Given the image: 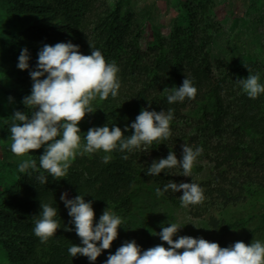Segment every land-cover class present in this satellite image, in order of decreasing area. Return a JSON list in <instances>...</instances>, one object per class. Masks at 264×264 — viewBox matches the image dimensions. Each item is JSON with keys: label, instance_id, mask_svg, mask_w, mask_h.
<instances>
[{"label": "trees", "instance_id": "16d2710c", "mask_svg": "<svg viewBox=\"0 0 264 264\" xmlns=\"http://www.w3.org/2000/svg\"><path fill=\"white\" fill-rule=\"evenodd\" d=\"M4 2L9 18L0 21L5 33L1 40L0 86L15 100L13 108L2 111L0 131L5 137H11L14 111H24L29 117L34 111L24 106L22 99L31 93L29 71L35 68L37 53L44 44L70 41L84 55H90L91 49L99 50L107 62H115L119 68L118 95H109L102 101L97 97L91 102L95 112L87 114L78 125L83 143L89 128L105 124L122 131L129 126L124 135L130 136V125L141 109L173 112L167 140L153 141L147 151L98 150L78 155L62 178L54 179L43 169L29 170L30 175L18 171L25 159L36 160L39 168L43 147L3 161L14 175L8 185H3L0 177V239L7 253L5 264H101L115 250L117 239L95 262L84 256L72 257L68 248L82 245L60 200L62 189H68L71 199L81 195L86 202L91 201L97 222L105 207L120 217L134 214L139 192L151 184L163 190L168 181L176 178L173 168L152 176L147 174L148 167L154 160L166 158L169 151L179 160L182 146L188 142L194 149L202 147L198 158L214 163L217 170L207 185L210 195L230 204L264 191V94L251 99L237 82L247 78L249 69L250 74L258 73L259 82L264 84V64L241 65L230 77L216 70L210 45L214 36L222 32L223 24L216 16L213 0H189L188 24L175 26L167 37L147 48L139 45L143 20L137 14L123 15L122 0ZM23 48L28 49L30 60L29 69L22 71L17 63ZM185 77L197 88L195 98L168 103L169 93L164 88L181 86ZM105 155H111L110 162H103ZM125 155L127 160L122 159ZM41 172L48 177L46 184L37 179ZM164 195L175 205L181 202L171 189ZM41 204L57 208L55 219L60 223V229L46 243H41L33 231ZM190 211L195 217L205 218L212 227L222 225L227 232L241 230L244 243L256 232L264 231V212L255 220L251 217L224 222L213 212L205 214L195 207ZM65 225L72 230L66 231ZM143 235L148 248L157 245L153 232L144 230Z\"/></svg>", "mask_w": 264, "mask_h": 264}, {"label": "clouds", "instance_id": "9594fccd", "mask_svg": "<svg viewBox=\"0 0 264 264\" xmlns=\"http://www.w3.org/2000/svg\"><path fill=\"white\" fill-rule=\"evenodd\" d=\"M91 49V48H90ZM37 62L33 70L29 71L32 81L31 93L23 97L22 104L34 109L31 117L24 111H14L12 114L11 152L16 156H24L33 150L43 147V154L39 156V168L36 160L25 159L19 166L20 173L30 175L31 172L45 170L54 179L65 177L72 162L78 155L95 153L103 150L111 153L133 152L137 149L147 151L153 141L167 140L171 136L170 122L173 120L171 109L159 112L141 109L135 121L131 123V135H124L129 131L126 126L120 127L106 124L101 127H91L82 143L80 122L87 114L94 113L91 102L97 97L105 100L111 95L115 98L121 83L118 77L119 68L115 62H107L99 50H92L90 55L80 52L79 46L69 42H58L55 45L44 44L37 53ZM30 54L23 48L18 56L17 68L29 69ZM247 78L238 79L242 90L251 99L264 94V84L260 83L259 74H250ZM167 102H183L185 98L194 99L197 88L192 81L184 78L181 86L165 87ZM9 96V102L12 101ZM150 106V104H149ZM203 153L202 147L193 149L187 144L182 146V159L178 160L175 153L169 151L166 158L154 160L148 167V175L158 176L165 169L180 167L183 176L190 177L197 158ZM111 155H105L103 162L108 163ZM122 159L127 160L125 155ZM31 170V172H29ZM167 174V173H166ZM42 172L37 176L41 184L47 183ZM171 189L181 192V205H197L203 203L204 190L196 183H176L168 181L163 187L156 188L159 197L163 192ZM62 193L60 200L68 210L74 225L76 235L81 245L73 244L68 248L72 257L84 256L90 262H95L101 253L109 250L118 238V229L123 223L120 216L107 208L103 210L98 222L91 201H85L81 195L73 199ZM42 211L35 219L34 234L41 243H46L60 229V223L55 217L58 209L49 204H41ZM66 231H71L65 225ZM177 223L161 227L156 234L164 243L157 244L147 250H142L135 240L125 241L114 254L107 256L104 264H264V243L259 240L250 244L237 241L228 247H221L216 242L204 238L178 236L180 230ZM177 237L176 239H173Z\"/></svg>", "mask_w": 264, "mask_h": 264}, {"label": "rangeland", "instance_id": "374dc122", "mask_svg": "<svg viewBox=\"0 0 264 264\" xmlns=\"http://www.w3.org/2000/svg\"><path fill=\"white\" fill-rule=\"evenodd\" d=\"M216 4V16L223 24L222 32L216 34L210 45L211 58L216 66V70L230 74L241 65H252L259 62L264 64V0H213ZM189 0H122L121 11L123 15L130 13L137 14L143 20L144 27L139 38V45L147 48L155 44L160 38L167 37L172 29L177 25L186 26L189 22ZM4 0H0V21L9 18ZM4 30L0 27V61L3 59L1 40L4 37ZM7 95L0 86V125H2V111L13 108L12 99L8 100ZM12 97V96H11ZM13 98V97H12ZM83 143V137H81ZM11 137H5L0 131V177L3 185H8L10 177L14 176L12 171L3 164L9 158L21 157L11 152ZM190 147L193 145L185 143ZM184 145V144H183ZM182 159V155L179 160ZM11 169V168H9ZM174 182L176 183H196L204 190L205 199L203 203L184 207L175 205L168 200L164 192L161 196L156 195V188L159 186L151 184L144 191L136 196V206L134 214L121 217L123 223L118 229L119 236L115 244L114 254L125 241L135 240L142 250H147V244L143 231L153 232L155 235L161 231V227L177 223L181 228L178 236H191L193 238H204L210 242H216L221 247H228L237 241H242V231L233 230L227 232L222 225L212 227L205 218L193 216L191 208L202 210L205 214L215 213L222 221H236L242 219L255 218L264 212V191L260 190L252 195H247L244 200L237 203L224 204L213 195L209 194L208 183L214 180L216 169L214 163L207 159L197 158L190 177L183 176V169L173 168ZM10 175V176H9ZM160 188V187H159ZM162 190V189H161ZM62 193L69 191L66 187ZM177 197L183 194L176 192ZM111 210L109 207L104 209ZM249 229V226L245 228ZM157 236V244L164 243ZM174 237L173 239H176ZM259 240L264 243V231L253 234L245 244ZM167 247V244L164 243ZM7 253L4 243L0 239V264H5ZM107 256L101 264H104Z\"/></svg>", "mask_w": 264, "mask_h": 264}]
</instances>
